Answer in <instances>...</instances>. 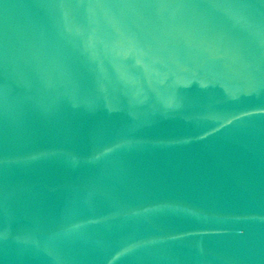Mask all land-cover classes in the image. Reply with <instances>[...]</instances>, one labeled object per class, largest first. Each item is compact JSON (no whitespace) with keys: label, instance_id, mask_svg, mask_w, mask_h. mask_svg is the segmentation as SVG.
<instances>
[{"label":"water","instance_id":"obj_1","mask_svg":"<svg viewBox=\"0 0 264 264\" xmlns=\"http://www.w3.org/2000/svg\"><path fill=\"white\" fill-rule=\"evenodd\" d=\"M0 264H264V0H0Z\"/></svg>","mask_w":264,"mask_h":264}]
</instances>
